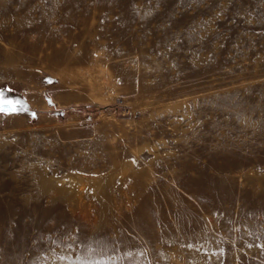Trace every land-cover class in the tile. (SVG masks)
I'll list each match as a JSON object with an SVG mask.
<instances>
[{
    "label": "rangeland",
    "instance_id": "obj_1",
    "mask_svg": "<svg viewBox=\"0 0 264 264\" xmlns=\"http://www.w3.org/2000/svg\"><path fill=\"white\" fill-rule=\"evenodd\" d=\"M0 264H264V0H0Z\"/></svg>",
    "mask_w": 264,
    "mask_h": 264
},
{
    "label": "snow or ice",
    "instance_id": "obj_2",
    "mask_svg": "<svg viewBox=\"0 0 264 264\" xmlns=\"http://www.w3.org/2000/svg\"><path fill=\"white\" fill-rule=\"evenodd\" d=\"M20 110L17 101L6 99L4 94L0 92V114H14Z\"/></svg>",
    "mask_w": 264,
    "mask_h": 264
},
{
    "label": "trees",
    "instance_id": "obj_3",
    "mask_svg": "<svg viewBox=\"0 0 264 264\" xmlns=\"http://www.w3.org/2000/svg\"><path fill=\"white\" fill-rule=\"evenodd\" d=\"M5 98L18 102V104L20 106V110L18 112H16V113L26 112L28 110L26 107L22 106L23 105L22 103H24V101H20L17 97H13V96L7 97V96H5Z\"/></svg>",
    "mask_w": 264,
    "mask_h": 264
},
{
    "label": "water",
    "instance_id": "obj_4",
    "mask_svg": "<svg viewBox=\"0 0 264 264\" xmlns=\"http://www.w3.org/2000/svg\"><path fill=\"white\" fill-rule=\"evenodd\" d=\"M31 110L29 109V110H27V112H30Z\"/></svg>",
    "mask_w": 264,
    "mask_h": 264
}]
</instances>
